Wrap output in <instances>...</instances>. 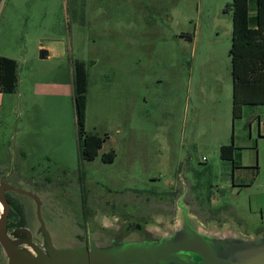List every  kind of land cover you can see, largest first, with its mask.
<instances>
[{
  "label": "rangeland",
  "instance_id": "374dc122",
  "mask_svg": "<svg viewBox=\"0 0 264 264\" xmlns=\"http://www.w3.org/2000/svg\"><path fill=\"white\" fill-rule=\"evenodd\" d=\"M231 1L0 0V53L17 58L19 77L0 104V174L34 194L25 197L30 214L35 222L41 214L57 246L78 245L85 212H113L134 191L145 204L148 192L168 191L177 205L184 194L208 230L232 221L248 235L264 226V163L259 186L237 189L220 157L235 131ZM75 60L88 76L86 129L109 137L93 160L79 149ZM244 134L238 143L263 162L264 140L251 145ZM111 149L118 156L106 162ZM115 233L94 239L146 240Z\"/></svg>",
  "mask_w": 264,
  "mask_h": 264
},
{
  "label": "water",
  "instance_id": "95a60500",
  "mask_svg": "<svg viewBox=\"0 0 264 264\" xmlns=\"http://www.w3.org/2000/svg\"><path fill=\"white\" fill-rule=\"evenodd\" d=\"M48 54L47 49H41V58ZM183 195L178 200L179 211L174 222L164 227L145 226V233L152 234L155 239L124 243L118 248L93 246L92 250L80 240L76 246L56 249V261L49 264H264V230L247 235L232 221L208 230L190 212L189 206L183 202ZM1 198L7 202L4 194ZM5 217L0 223V241L11 255ZM135 230L134 233L138 232ZM121 231L122 237L129 235L126 232H132L125 227ZM192 253L198 258H193ZM11 258V264H14V258Z\"/></svg>",
  "mask_w": 264,
  "mask_h": 264
},
{
  "label": "flooded vegetation",
  "instance_id": "af4514ba",
  "mask_svg": "<svg viewBox=\"0 0 264 264\" xmlns=\"http://www.w3.org/2000/svg\"><path fill=\"white\" fill-rule=\"evenodd\" d=\"M139 192H133L132 196L134 198H124L113 209V212L108 208H102L100 211L90 209L85 212L84 222L79 224L82 228H86L87 236L82 238L81 244H84L88 250H92L93 246L118 248V244V246L105 247L97 243V238L94 239L95 235L104 234V231L110 227L116 228V233L111 236L119 235L122 237L123 231L121 230L125 227L126 230L132 231L126 232L129 235L140 234L144 236V239L153 240L155 237L152 234L145 233L147 229L145 226L157 225L164 227L176 220L179 208L177 202L169 198L168 191L158 194L148 192L146 194L148 204L135 200L139 199ZM29 193L25 188L12 185L5 174H0V223L6 216L5 232L12 250V254H8L0 241L1 257H3L6 264H11V257L14 258V264H49L56 261V249H60L52 241L41 214L37 215L39 219L36 222V219L30 214V208L25 197H34V194ZM2 194H4L7 202L2 200ZM165 194L167 195L165 196ZM80 204L83 207L85 206L82 201ZM262 229H264V226H261L259 231ZM133 230L138 232L134 233ZM192 257L198 258L194 253H192Z\"/></svg>",
  "mask_w": 264,
  "mask_h": 264
},
{
  "label": "trees",
  "instance_id": "16d2710c",
  "mask_svg": "<svg viewBox=\"0 0 264 264\" xmlns=\"http://www.w3.org/2000/svg\"><path fill=\"white\" fill-rule=\"evenodd\" d=\"M255 1L256 14L251 15L250 2ZM233 16L232 60L233 119L243 114L246 103L264 102V0H232L225 7ZM192 38V34H189ZM17 63L0 56V91L13 93L18 87ZM88 76L85 63L74 62V93L78 121L79 149L82 158L95 159L106 136L90 133L86 129V93ZM234 144L221 147L222 159H233ZM116 151L103 155V160L113 162Z\"/></svg>",
  "mask_w": 264,
  "mask_h": 264
},
{
  "label": "crops",
  "instance_id": "0c3cea01",
  "mask_svg": "<svg viewBox=\"0 0 264 264\" xmlns=\"http://www.w3.org/2000/svg\"><path fill=\"white\" fill-rule=\"evenodd\" d=\"M250 11L251 15L254 17L256 14V4L255 1L250 2ZM232 41V40H231ZM50 55V53L48 54ZM0 56L7 57L14 59L17 63V71H18V60L14 56H9L7 54H2L0 53ZM74 73V70H73ZM209 74V72H207ZM202 77V75H200ZM198 91L196 92V98L199 99L200 96L203 93V87L199 86L197 89ZM231 91H232V103H231V119H233V79L231 83ZM6 94L3 91H0V104L3 103L4 97ZM235 122V131L230 135L231 140L230 142H222L219 144L220 148V157H221V147L224 145H229V144H234L235 150L233 154V159L226 160V159H221L224 161H229L232 163V183L233 186L236 187L237 189H242V188H253L254 186H259V181L258 177L263 171V163L264 159L262 162V159L259 156L252 157V155L248 154L245 150L247 147L242 148V144L238 143L239 139L243 137V132L245 133L244 135L248 136L249 144H254V142L257 141V139H263L264 140V102H257V103H246L243 107V114L241 117L237 119H233ZM254 131H257L258 137L253 134ZM93 133V132H90ZM247 133V134H246ZM100 135L99 133H95ZM102 136V135H100ZM108 135L106 134L104 143L102 148L100 149L103 150L105 143L107 142ZM259 141V140H258ZM259 148V145H257V150ZM170 151V148H167ZM244 149V150H243ZM116 151L115 149H111ZM109 150V151H111ZM99 151V153H100ZM105 151V153L109 152ZM259 153H260V148H259ZM103 154V155H104ZM117 154V152H116ZM118 154L116 155L117 158ZM115 158V159H116ZM170 183V181H168ZM262 186H264V181L261 183ZM135 192V191H134ZM158 194V192H155Z\"/></svg>",
  "mask_w": 264,
  "mask_h": 264
},
{
  "label": "bare ground",
  "instance_id": "6f19581e",
  "mask_svg": "<svg viewBox=\"0 0 264 264\" xmlns=\"http://www.w3.org/2000/svg\"><path fill=\"white\" fill-rule=\"evenodd\" d=\"M2 205V204H1Z\"/></svg>",
  "mask_w": 264,
  "mask_h": 264
}]
</instances>
